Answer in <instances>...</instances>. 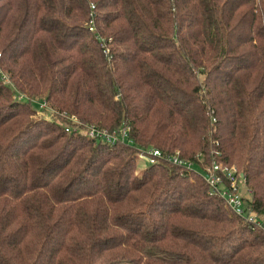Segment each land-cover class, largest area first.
<instances>
[{
  "label": "trees",
  "instance_id": "obj_1",
  "mask_svg": "<svg viewBox=\"0 0 264 264\" xmlns=\"http://www.w3.org/2000/svg\"><path fill=\"white\" fill-rule=\"evenodd\" d=\"M0 72V264H264V0H0Z\"/></svg>",
  "mask_w": 264,
  "mask_h": 264
},
{
  "label": "built area",
  "instance_id": "obj_2",
  "mask_svg": "<svg viewBox=\"0 0 264 264\" xmlns=\"http://www.w3.org/2000/svg\"><path fill=\"white\" fill-rule=\"evenodd\" d=\"M89 30H92L91 28ZM0 81L3 84H7L8 80L0 72ZM17 102H31L28 97L17 94L16 95ZM49 110L47 103H41L38 105V114L47 118L48 114L42 113L46 111L44 109ZM54 113V112H52ZM68 120L72 122H76L75 118L73 117H66ZM47 119H50L49 117ZM71 128H66L65 131H69ZM73 131H77V128L72 129ZM128 128L123 127L116 132L107 133L103 130H99L95 127H87L79 132L85 135L89 140H100L107 144H113L119 139H125L127 134ZM138 156L141 160L145 161L148 164H153L157 159H162L160 152L156 149H147V150H140ZM168 160L176 165V166H183L186 167L188 170L193 168L191 162L183 161L181 158L178 157L176 154L168 158ZM202 170V176L205 180L206 185L209 188L210 194L213 197L221 199L225 206L232 212L233 215L244 219L245 221L255 224L259 227L262 232L264 233V223H259L256 221L255 215H253L248 202L243 197L242 193L245 190L248 195L250 196V192L245 186L243 175L240 174L234 167H229L223 165L222 163H214L212 165L206 166Z\"/></svg>",
  "mask_w": 264,
  "mask_h": 264
},
{
  "label": "rangeland",
  "instance_id": "obj_3",
  "mask_svg": "<svg viewBox=\"0 0 264 264\" xmlns=\"http://www.w3.org/2000/svg\"><path fill=\"white\" fill-rule=\"evenodd\" d=\"M35 100H36V99H35ZM47 105H48V104H47ZM32 107H33L34 110H36V112H38V102H35V101H34V104L32 105ZM48 107H49V106H48ZM44 110H46V111H43L42 113H44V115H46L45 113H47V109L45 108ZM37 114H38V113H37ZM46 116H47V115H46ZM47 118H48V117H47ZM49 118H50V117H49ZM148 166H149L148 163H146L145 161L141 160V159L139 158V156L137 155V158H136V167H137L136 172L138 173L139 171H141L142 169L147 168ZM195 170L199 172L198 169H195ZM242 195H243V197L246 198V199L249 198V195H248V193H247L245 190H243ZM224 206H225V205H224ZM225 207H226V206H225ZM226 208H227V207H226ZM227 209H228V208H227ZM150 253H151V255L154 256V257H157V258H163V256H162L161 254L157 253V252H150ZM167 260H168V261H171V262H174V261H177L178 258L169 256V257H167Z\"/></svg>",
  "mask_w": 264,
  "mask_h": 264
}]
</instances>
